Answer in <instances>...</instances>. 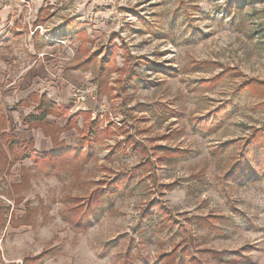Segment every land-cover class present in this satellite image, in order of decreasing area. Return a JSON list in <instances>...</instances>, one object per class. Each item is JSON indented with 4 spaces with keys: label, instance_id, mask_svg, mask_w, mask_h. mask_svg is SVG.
Segmentation results:
<instances>
[{
    "label": "rangeland",
    "instance_id": "1",
    "mask_svg": "<svg viewBox=\"0 0 264 264\" xmlns=\"http://www.w3.org/2000/svg\"><path fill=\"white\" fill-rule=\"evenodd\" d=\"M67 17L85 22L92 40L81 57L99 45L115 48L111 65L121 69L110 73L108 99L95 87L84 103L69 104V114L90 110L113 132L89 149L82 140L87 124L80 119L63 131L66 119L53 114L56 126L45 134L68 146L80 142L83 154L74 163L62 152L58 172L42 173L29 159L12 160L1 141L2 118L19 139L37 137L23 121L33 109L17 104L41 89V74L55 76L76 61L81 40ZM194 62L208 66L195 70ZM99 65L98 57L91 74ZM225 70L224 82L207 89L204 81ZM91 80L74 86L70 99L73 90H90ZM246 81L264 85V0H0V145L9 168L0 171V264H187L190 252L192 264H264V178L234 189L236 211L216 181L253 127L264 124L263 97L236 91ZM228 101L220 130L200 132L194 119ZM129 137L133 144H124ZM52 149L50 139L37 145L40 153ZM175 149L185 155L163 157ZM145 156L149 168L141 166ZM102 190L113 192L88 215L86 204ZM67 212L84 228L68 222ZM210 213L225 219L215 221L217 231L191 228V217ZM180 224L192 229L194 243L183 240Z\"/></svg>",
    "mask_w": 264,
    "mask_h": 264
},
{
    "label": "trees",
    "instance_id": "2",
    "mask_svg": "<svg viewBox=\"0 0 264 264\" xmlns=\"http://www.w3.org/2000/svg\"><path fill=\"white\" fill-rule=\"evenodd\" d=\"M39 23L44 24L45 19H40ZM80 38L82 40V46L80 47L81 51H86L88 44H92V40L89 39L88 33L84 30L80 31L79 33ZM115 47V46H114ZM115 48L105 47L104 45H99L97 50L95 52H91L83 61L77 65V68H82L83 70L87 71L89 68L97 63L98 57L101 59V65L96 68L95 74H93L92 82H94L95 87L97 88V94L99 99L102 101L103 96H108L107 94H111L112 89H109L108 87V79H110V73L112 71L120 72V68L113 67L111 64H114V56H115ZM129 58H131L129 56ZM130 61V60H129ZM151 62L147 61L145 65L151 66ZM207 63H195L192 66V69L195 70H201L207 67ZM215 65V63L210 64ZM165 70L171 71V69L166 68ZM229 70H225L218 74L213 79H210L208 81H204V85L207 87V89H212L219 85L220 83L224 82V80L228 77ZM127 78L130 80H134L136 78L135 73L133 72V69L129 67ZM264 87L263 83H258L256 81H246L243 82L238 88L237 92L238 94H242L245 92V90H248L251 92V94L256 95L257 97H263L262 102L258 104L259 108L264 109ZM123 92H126V87H123ZM29 103H36L35 111L37 114L29 115L26 118V124L30 128H41L46 134L47 130L51 128L49 124L46 123V118L49 115H53L57 113V116H60V114L67 113V110L65 108H58L53 102H51L46 96L40 97L39 95H32L28 99ZM233 102V101H232ZM232 102H225L219 107H217L214 111L210 112L208 115H205L203 117L195 118V124L198 126L200 132H202L204 135H210L214 131L218 130L224 122L229 117V110L232 108ZM25 103H21L20 105H23ZM28 104V103H27ZM69 109V108H68ZM69 112V110H68ZM127 116L130 117L128 111L126 112ZM88 116H90L88 114ZM74 122V118H72ZM102 119L101 116H97L95 120L87 123V126L84 128L82 132V140L84 139L87 141L86 145H88V148L91 149L94 144L98 143L102 140L105 136H111L112 130L110 128H104L102 127ZM69 127L74 125L71 124V121H69ZM264 123V122H263ZM1 141L5 145H8L9 150L12 151V154L14 155L13 161H25V160H31L33 161L40 172L45 173H57L58 170L61 168V165L57 164L58 162L55 161L57 157H59L62 152L69 153L68 160L75 163V160L78 156L83 154L82 148L83 144L79 146L78 149L67 147L64 143H57V141H54L55 150L52 153H42L38 154L35 149L33 143H26L21 142L17 140V138L12 135L11 133H3L1 135ZM84 141V143H85ZM133 140L129 138H125V143L133 144ZM231 143H223L217 149L215 150L216 153H223L226 151V149L229 147ZM117 149H121L120 145H117ZM164 158H174V157H182L185 155V152H182L180 149H175L174 151H165L163 154ZM8 155L4 151V147L0 145V171H6L9 168L7 167V160ZM160 161L163 160L161 157L159 159ZM87 161V157H86ZM61 163V162H60ZM67 163V160L65 161ZM153 164L152 158L149 156H145L141 162V166H147L149 168ZM63 167V166H62ZM128 173V172H127ZM51 175V174H49ZM264 178V124L260 128H253L251 132V136L247 141H243V147L241 150H239L233 160L227 165L226 170L223 172L222 175L217 177V183L220 188V192L227 198V202L230 205L232 204L231 208L232 211H236L237 208L233 204V200L231 199V196L233 195L232 192L234 189L238 186H244L250 182L256 183L259 181V179ZM116 188V187H114ZM171 188H169L170 190ZM96 191H94L95 193ZM113 192V190H112ZM112 192H106L103 191L100 192V194L96 193L95 195L91 196L90 200L86 204L87 214L90 215L91 212H94V208L98 205L99 207L102 205V198L103 196H111ZM151 207V206H150ZM150 215V213L143 212L142 215L147 217V215ZM29 214L26 216V220L28 219ZM69 217V220L66 218ZM66 220L70 222L73 226L83 229L84 223L81 221L82 218L74 219V215L72 212H67L65 215ZM223 216L216 215L213 213H210L207 217H199V216H193L191 217V223L190 226L192 228V223H197L200 225H206L210 226L213 231H217L219 229V226L216 225L215 221L217 219L219 220H225L223 219ZM170 219H173L172 217ZM212 222V223H211ZM184 225V224H183ZM180 230L184 234V241L186 243H194L195 239L191 238L192 229H189L188 227L182 226L180 224ZM221 232V231H220ZM187 243V244H188ZM175 253L169 254L168 256L162 257V261L165 260V258H170L173 256H176ZM192 253L190 252V256ZM190 261L187 262V264H192V257H190ZM195 261V260H194ZM177 264H183L177 263ZM186 264V263H184Z\"/></svg>",
    "mask_w": 264,
    "mask_h": 264
},
{
    "label": "crops",
    "instance_id": "3",
    "mask_svg": "<svg viewBox=\"0 0 264 264\" xmlns=\"http://www.w3.org/2000/svg\"><path fill=\"white\" fill-rule=\"evenodd\" d=\"M86 6V7H85ZM82 7H84V8H82ZM80 8L81 9H85V10H90L88 7H87V5H84V6H80ZM80 8H78V7H76V9H75V13H79V9ZM47 9V8H46ZM45 10V8H42L41 10H40V14H41V12L42 11H44ZM69 11V10H68ZM73 12H71V14H72ZM64 23H66V25H67V27H69V28H71V29H74V28H76L77 27V31H76V35H77V38H79L80 40H81V38H80V35H79V33H80V31H82V30H84V31H86L87 33H88V30L85 28V26H86V23L85 22H79L78 20H76V19H72V18H69V17H67V18H65V20H64ZM89 34V33H88ZM37 35V33H35V35H34V39L37 37L36 36ZM89 36V35H88ZM90 38V37H89ZM82 46V40L80 41V45H79V47H78V53H77V55H76V61L74 62V63H71V64H69V65H67L66 64V66L61 70H59L58 71V73H56L57 75H55V76H53L52 74H48V75H44V74H41L42 75V77H43V79L44 80H42L41 81V89L40 90H38V91H35V92H33V93H31L26 99H24V100H22V101H20L18 104H17V106H19V107H21V108H32L33 110H32V112L29 114V115H32V114H37V112L35 111V108H36V103H29V101H28V99H29V97H31L32 95H39L40 97H42V96H46L51 102H53L58 108H65L66 110H67V113H65V114H60V116H57V117H64V119H66V126L64 127V129H63V131H65V130H68L69 128V121H71V124H73L74 125V123H75V125L77 126L78 124H79V120L81 119L82 120V125H83V127L87 124V123H89V122H91V121H93V120H95V118H96V116H94L93 114L94 113H92V111H90V110H87V111H79L78 113H76V114H74V115H71V114H69V112H68V110H70V106H69V104H71V105H73V103H72V99H70V92H71V90H72V88L74 87V86H85L86 84H87V77H88V75L90 74V75H92V79H93V74H91L92 73V71H93V66H91L90 68H89V70H87V71H85V70H83L82 68H77L76 66L77 65H79V63L81 62V61H83L86 57H81V50H80V47ZM88 46H89V44H88ZM86 75H87V77H86ZM92 81V80H91ZM93 83V82H92ZM93 85H94V83H93ZM95 87V86H94ZM108 99L106 96H103L102 97V100L103 99ZM21 103H25V104H23V105H20ZM28 103V104H27ZM91 103H89L88 104V106H89V108L91 107ZM69 108V109H68ZM124 108L128 111V109L126 108V106L124 105ZM214 111V110H213ZM212 112V111H211ZM128 113H129V111H128ZM210 113V112H209ZM88 114L90 115V116H88ZM28 115V116H29ZM28 116H26L25 118H24V125L27 127V129H29V130H33V131H35V132H38L39 131V133H38V135H37V137H38V139H37V137H36V135H34L33 136V138H30V139H24V140H22V139H19L18 138V136L17 135H15L14 134V132L12 131V130H8L9 129V127H8V118H7V116H4L3 115V118H2V120H3V125L4 126H6V128H4V130H3V132H2V134L3 133H11L12 135H14L16 138H17V140H19V141H21V142H26V143H33V145H34V149H35V151L38 153V154H42V153H52L54 150H55V145H54V141L52 140L53 138L52 137H48L46 134H45V132L41 129V128H38V129H35V128H30L27 124H26V118L28 117ZM50 116H52V115H49L47 118H46V123L47 124H49L50 126H56V124L55 123H53V122H51L50 120H49V118H50ZM203 116H205V115H203ZM203 116H200V117H203ZM72 118H74V122H73V120H72ZM104 118V117H103ZM103 120V119H102ZM224 124H225V122H224ZM223 124V125H224ZM222 125V126H223ZM221 126V127H222ZM71 127H73V126H71ZM78 127V126H77ZM102 127H104L105 129L106 128H110V125L109 126H106L105 125V123H103V121H102ZM220 127V128H221ZM75 128V127H74ZM220 128L218 129V130H220ZM253 128H255V127H253ZM256 128H258V127H256ZM260 128V127H259ZM84 129V128H83ZM111 129V128H110ZM73 130V129H72ZM77 130V129H76ZM112 130V129H111ZM218 130H216V131H214L212 134H214V133H216ZM69 131V130H68ZM71 131V130H70ZM113 132V131H112ZM252 132V131H251ZM251 132H250V134H251ZM1 134V135H2ZM212 134H210V135H212ZM251 136V135H250ZM250 136L246 139V140H244V141H247L249 138H250ZM47 139H50V141L52 142V147H53V149H52V151H47V152H42V153H40V152H38L37 151V145L40 143V144H45L46 143V140ZM229 142V141H228ZM123 143L125 144V139H124V141H123ZM225 143H227V142H225ZM231 143V142H230ZM64 144L67 146V147H70V148H75V149H78L79 148V146L81 145V143L79 142V144L76 146V147H73V146H68L67 144H66V142L64 141ZM97 144V143H96ZM96 144H94V145H96ZM120 144V143H119ZM223 144V143H222ZM93 145V146H94ZM221 145V144H220ZM219 147V146H218ZM120 150H122V147H121V149ZM238 152V151H237ZM236 152V153H237ZM235 153V154H236ZM217 154H224V152L223 153H217ZM235 154H233L232 156H231V159H230V161H232L233 160V158H234V156H235ZM89 155H87V163L89 162ZM227 165L228 164H226V168H227ZM226 168H225V170H226ZM224 170V171H225ZM217 181V180H216ZM104 190H108L107 188H105ZM222 196H224L223 194H222ZM107 197H110V196H107V195H105V196H103V198H102V205L100 206V208L103 206V204H104V198H107ZM225 197V196H224ZM226 198V197H225ZM226 200H227V198H226Z\"/></svg>",
    "mask_w": 264,
    "mask_h": 264
},
{
    "label": "built area",
    "instance_id": "4",
    "mask_svg": "<svg viewBox=\"0 0 264 264\" xmlns=\"http://www.w3.org/2000/svg\"><path fill=\"white\" fill-rule=\"evenodd\" d=\"M88 77H91V75L89 74ZM91 87L89 88L90 90H84L82 89V91L80 90H77V91H74V93H72V103L73 104H79V103H84L85 100L87 99L88 96H86L87 94L91 95L92 91L95 90V87L93 84H90Z\"/></svg>",
    "mask_w": 264,
    "mask_h": 264
}]
</instances>
